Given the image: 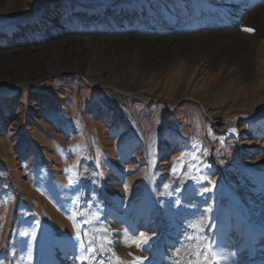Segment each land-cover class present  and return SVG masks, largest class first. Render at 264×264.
<instances>
[{
	"label": "rangeland",
	"instance_id": "374dc122",
	"mask_svg": "<svg viewBox=\"0 0 264 264\" xmlns=\"http://www.w3.org/2000/svg\"><path fill=\"white\" fill-rule=\"evenodd\" d=\"M183 1L186 7L178 0H14L0 11V53L68 38L194 35L199 23L220 32L227 23L226 0L201 2L197 11ZM107 51L82 52L101 76L32 78L23 72L30 61L3 66L0 264H177L184 233L197 262L215 264L228 214L262 237L255 252L264 259V100L250 110L234 80L226 99L206 106L200 100L214 88L210 80L172 85L141 73L135 87L136 58ZM258 92L264 99V85ZM120 201L128 206L119 213ZM160 209L159 220L172 225L167 234L145 223L152 219L146 211Z\"/></svg>",
	"mask_w": 264,
	"mask_h": 264
},
{
	"label": "bare ground",
	"instance_id": "6f19581e",
	"mask_svg": "<svg viewBox=\"0 0 264 264\" xmlns=\"http://www.w3.org/2000/svg\"><path fill=\"white\" fill-rule=\"evenodd\" d=\"M178 1L181 7L185 6L183 0ZM201 2L208 3L207 0H193L195 6ZM226 2V6H221V9L222 12H229V15L225 17L227 23L221 24L223 29L220 32H214L215 25L205 24L200 26L197 24L195 27L198 29V33L194 35L167 38L131 36L121 39L116 37L108 43L99 42L95 38L87 40L68 38L55 41L41 49L32 47L20 48L7 51L4 54L0 53V79H8L7 72H4L3 66L10 70L13 64L25 61H30L32 66L30 67L31 70L23 72L26 74L25 76L32 78L42 74L70 73L82 70H84L85 74L92 77L101 76V71H96L95 68L90 66V60L93 57L82 55V52L87 51V49H107V54L111 56L117 51H130V55L135 57L139 63L138 73L134 81L130 83L135 87L143 81L141 73L155 79L159 77V79L166 78L162 82H168L172 85L174 83L177 84L178 81H183V79L190 80L189 83L194 82L196 79L205 80L204 83L206 81L208 83L210 80L216 82V84L200 100V104L206 106L212 99H219V101L226 99L231 94V91L227 89V82L234 80L238 86V90L236 89L237 94L239 92L240 94H246L251 99V103H248L252 104L249 107L251 110L255 108L256 104L262 103L264 100L259 97L258 92L259 88L264 85L262 83L264 81V0H226ZM14 3V0H0V11L6 9L7 6L15 7V5L19 4ZM22 5H25V3H22ZM191 21L193 20L191 19ZM228 26L231 29L230 27L227 28ZM182 28L186 29L185 27ZM244 29H253L254 31L248 32L244 31ZM158 36L161 35L158 34ZM73 51H77V54L72 55ZM43 60L46 61V64L41 63ZM37 62L38 64L35 65ZM66 63H68L67 67H65ZM13 76H16V73H13ZM186 99L195 101L193 94H189ZM177 102L179 100H176L173 104L170 103V107L174 108L178 105ZM3 160L6 161V159ZM121 204L124 206L123 208L120 207ZM127 206L125 201H120L114 203L113 207L116 212L120 213L124 212ZM140 211L142 209L137 211V215L142 213ZM262 211L264 213L263 209ZM147 213L150 214V217L152 216V219H149L148 222L145 221L146 226L151 227L155 231H164L167 234L172 225L169 227L166 223L159 220V216L163 214L162 210L160 209L157 212L146 211ZM191 226L194 227L192 224ZM174 228L175 230L171 229L172 232L175 231V234H179L181 227ZM221 230L222 239L219 241L214 253L215 264H264V259L259 258L255 252V246L262 241V237L251 233V224L246 220H243L239 215L228 214ZM228 231L229 233H227ZM199 232L197 233L198 236ZM189 235L184 233L182 235L185 240L183 242L184 245L179 246L180 248L177 251H173L177 256V264H197V254L194 255L195 253H190L188 248L185 249V246L188 247L190 238L187 236ZM179 238L178 241L180 240ZM167 250L168 248L165 249V251ZM104 259L98 262L102 263ZM111 260L112 258L109 261L105 259L106 262L104 261V264H112Z\"/></svg>",
	"mask_w": 264,
	"mask_h": 264
},
{
	"label": "snow or ice",
	"instance_id": "6c2138e0",
	"mask_svg": "<svg viewBox=\"0 0 264 264\" xmlns=\"http://www.w3.org/2000/svg\"><path fill=\"white\" fill-rule=\"evenodd\" d=\"M244 31L252 32L254 30L253 29H244ZM232 131L235 132L236 130L235 129H232ZM197 264H199V262H197ZM204 264H208V261L205 260Z\"/></svg>",
	"mask_w": 264,
	"mask_h": 264
},
{
	"label": "water",
	"instance_id": "95a60500",
	"mask_svg": "<svg viewBox=\"0 0 264 264\" xmlns=\"http://www.w3.org/2000/svg\"><path fill=\"white\" fill-rule=\"evenodd\" d=\"M11 226L13 227V223H12V225H11ZM12 227H11V228H12Z\"/></svg>",
	"mask_w": 264,
	"mask_h": 264
}]
</instances>
